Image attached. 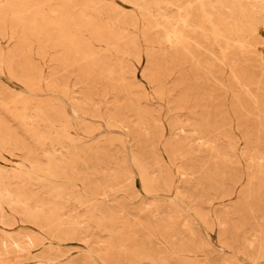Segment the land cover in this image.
I'll return each mask as SVG.
<instances>
[{
    "label": "rangeland",
    "instance_id": "374dc122",
    "mask_svg": "<svg viewBox=\"0 0 264 264\" xmlns=\"http://www.w3.org/2000/svg\"><path fill=\"white\" fill-rule=\"evenodd\" d=\"M0 264H264V0H0Z\"/></svg>",
    "mask_w": 264,
    "mask_h": 264
},
{
    "label": "bare ground",
    "instance_id": "6f19581e",
    "mask_svg": "<svg viewBox=\"0 0 264 264\" xmlns=\"http://www.w3.org/2000/svg\"><path fill=\"white\" fill-rule=\"evenodd\" d=\"M204 1H205V0H204ZM200 3H201V2H200ZM221 15H222V14H221ZM221 15H220V16H221ZM221 17H222V16H221ZM219 26H220V25H219ZM91 65H92V64H91Z\"/></svg>",
    "mask_w": 264,
    "mask_h": 264
}]
</instances>
